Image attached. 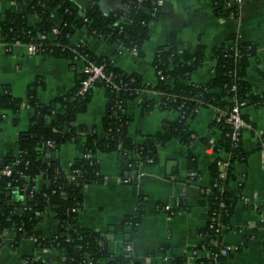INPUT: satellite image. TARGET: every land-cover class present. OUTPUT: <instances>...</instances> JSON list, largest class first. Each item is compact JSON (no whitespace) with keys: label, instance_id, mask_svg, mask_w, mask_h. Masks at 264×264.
<instances>
[{"label":"trees","instance_id":"trees-1","mask_svg":"<svg viewBox=\"0 0 264 264\" xmlns=\"http://www.w3.org/2000/svg\"><path fill=\"white\" fill-rule=\"evenodd\" d=\"M27 1L26 12H0V42L7 49L14 44H22L26 49L28 45H33L34 54L68 59L74 71L75 86L67 93L43 102L39 89L45 87V79L37 76L28 86L24 99L13 96L8 89L0 94V118L11 112L12 121L17 123L16 114L23 105L33 109L27 129L17 137L18 151L5 154L0 164V171L5 167L11 170L10 175L0 173V243H3L7 233L12 232L13 247L20 239L31 238L37 248L58 251L64 264H97L103 257L110 258L108 264H157L133 260L128 254L113 255L107 250L101 233L79 223L78 212L83 204L84 187L105 180L98 154L118 151L129 169L155 165L159 158V146L172 138H178L188 146L195 137L190 122L196 111L201 107H214L222 113L219 120L216 117L213 119V124L220 130L214 150L217 153L224 151L228 158L224 176L219 174L218 158L208 167L212 181L200 193V203L208 208V219L199 229L202 240L194 249L208 250V254L197 258V264H227L231 251L226 254L220 251L224 245L223 235L231 228L235 197L224 187L235 179L233 163L245 161L248 153L241 146L240 133L243 129L240 128L237 139H233L234 128L226 117L236 102H244L243 106H264V89L260 94L251 93V85L245 78L248 60L256 54L255 45L230 34L231 44L211 48L214 66L209 79L195 83L191 74L205 60V45L198 43L193 49H179L175 37L170 35L168 42L159 46L153 54L151 63L157 81L151 86L143 82L140 73L126 71L116 66L108 56L94 53L86 41L73 44L71 39L75 30L84 27L88 36L100 37L109 43L119 42L127 50L134 49L138 56H142V43L148 38L149 23L160 12H153L155 0H120V6L108 14L102 12L98 0L85 8L72 0ZM225 2L213 1L215 14L220 17L236 16L238 7H228ZM29 14L36 17L35 22H29ZM55 15L60 21L58 25L55 24ZM125 15L130 21H121ZM53 30L56 34H52ZM77 60H82L84 64L102 65L103 77L96 78L93 86L83 95L78 94V88L87 73L76 72L74 63ZM232 86L234 89L231 90ZM94 87L103 88L106 98L105 111L100 119L104 136L95 130L88 131L84 124L76 123L77 116L87 110ZM146 89L158 92L160 98L143 97L139 101L143 114L159 108L177 112V117L174 120L163 119L159 131L146 135L143 142L136 144L127 134V125L133 118L127 104ZM239 115L249 123L241 111ZM24 134L26 136H22ZM79 139L83 141V150L65 171L53 158L52 152L62 143L77 142ZM47 141H51L53 146H47ZM47 152H51L48 158ZM185 160L189 178L196 177L195 156L188 151ZM38 179L41 180L39 188L36 186ZM21 191L25 193L21 194ZM19 195L25 200L24 205ZM141 201L142 197H139L140 208L133 214L125 215L122 220V224L129 225L132 230L137 228L143 215ZM46 210L51 211L57 224V232L49 236L36 228ZM23 260L25 264H48L34 255H24ZM187 262L185 256L174 255L170 261L160 264Z\"/></svg>","mask_w":264,"mask_h":264},{"label":"crops","instance_id":"crops-1","mask_svg":"<svg viewBox=\"0 0 264 264\" xmlns=\"http://www.w3.org/2000/svg\"><path fill=\"white\" fill-rule=\"evenodd\" d=\"M72 1L81 8L94 3V0ZM98 1L108 10L120 6V0ZM213 1L164 0L159 14L149 23L148 38L142 43V56L127 49L119 52L115 42L88 36L84 27L75 30L71 42L86 41L94 53L108 56L126 71L140 73L143 82L153 86L157 75L152 57L159 46L168 42L170 35L175 37L179 49H193L198 43L205 45V60L191 74L193 82L201 83L209 79L213 70L211 48L231 44L228 36L236 34L241 41L255 45L256 54L248 60L245 78L251 85L250 92L260 94L264 89V0H242L237 15L228 17L215 14ZM27 6V0H0V12H26ZM28 20L33 23L36 17L29 14ZM54 20L58 25V16L55 15ZM125 20L122 16L121 21ZM74 64L76 72L82 71L81 61ZM37 76L45 79V87L39 89L43 102L65 94L75 86L74 71L68 59L29 53L22 44L7 49L0 42V94L8 89L13 96L24 99L28 86ZM143 97L157 100L160 94L150 89L142 90L127 104L128 112L133 114L127 134L136 144L143 142L146 135L159 131L163 119L177 117V112L172 111L158 113L153 110L147 115L142 114L139 99ZM105 100L103 88L94 87L87 110L77 116L76 123L104 136L100 119L105 111ZM241 112L249 121L241 131V146L248 155L245 161L233 163L235 179L224 187L235 199L231 228L224 233L222 243L231 248L227 264H264V106L247 104ZM32 114L33 109L23 105L16 114L17 123L12 121L13 115L9 112L0 118V164L5 154L18 151L17 137L27 129ZM215 115L214 107L199 108L190 122L195 132L193 140L186 146L178 138H172L159 146L155 165L129 169L118 151L98 154L105 180L84 187L79 223L101 233L107 250L113 255L128 254L133 260L157 264L170 261L174 255H183L187 264H197V258L206 252L194 247L202 240L199 229L208 219V208L200 203L201 189L211 184L210 164L216 158L224 161L228 158L224 151L217 153L214 150L220 137L219 128L213 124ZM82 150L83 141L79 139L62 143L52 156L67 171ZM188 151L196 159L198 174L193 178H189L186 168ZM40 185L38 179L36 186L39 188ZM139 197H142L143 215L137 228L132 230L129 225L122 224V220L140 208ZM36 228L45 236L57 232L51 211L44 212ZM106 235L111 237L105 238ZM128 235L129 239L126 238ZM13 238L14 234L9 232L0 243V264H25L24 255L41 257L48 264H64L58 251L37 248L31 238L20 239L13 247ZM109 260L103 257L97 264H108Z\"/></svg>","mask_w":264,"mask_h":264},{"label":"built area","instance_id":"built-area-1","mask_svg":"<svg viewBox=\"0 0 264 264\" xmlns=\"http://www.w3.org/2000/svg\"><path fill=\"white\" fill-rule=\"evenodd\" d=\"M140 1L141 0H138V2H140ZM163 3H164V0H155L154 1V6H153V12H159L161 10L162 6H163ZM225 3H226V5L228 7H235V6L238 7L242 3V0H226ZM125 19L126 20L123 21V22L130 21L128 15L127 16L125 15ZM52 34H56V31L53 30L52 31ZM115 43L119 46V52L121 50H123V49L126 50V48L122 44H120L119 42H115ZM131 50L135 52L134 49H131ZM27 51L29 53H33V52H35V47L33 45H28L27 46ZM79 61H81L82 62V65H83L82 71H84V72L87 73V76L83 80H81L80 86L78 88V94L79 95H83L85 92H87V90L89 88H91L93 86V82H94V80L96 78L103 77V72H102V65H95V64H93L91 62L90 63H87V64H84L82 60H79ZM157 74L160 75V71H157ZM160 77H161V79L163 78V76H160ZM232 89H234V86H232L231 90ZM140 100L141 99H139V101ZM243 105H244V102H236L235 105H234V107L232 108V111L226 117V121L229 122V123H231L232 126H233V128H234V130L232 131V138L233 139H237V137L239 135V129L240 128L243 129L244 127H246L248 125V123L244 122L240 118V115H239V113L241 111V107ZM221 114L222 113L219 112L216 109V115H215L216 120H219V116ZM3 116H5V115H3ZM46 144H47V146H53V143L51 141H47ZM96 156H97V154H96ZM226 164H227V162L224 161V160L218 161V167H219V174H220V176H224ZM0 173H2L4 175H10L11 174V170L8 167H5L4 169H2L0 171ZM221 206H223V203H221ZM202 250H204L206 252V254H208V250H206V249H202ZM229 251H231V248L229 246H227V245H223V248L221 249L220 252H221V254H226Z\"/></svg>","mask_w":264,"mask_h":264},{"label":"water","instance_id":"water-1","mask_svg":"<svg viewBox=\"0 0 264 264\" xmlns=\"http://www.w3.org/2000/svg\"><path fill=\"white\" fill-rule=\"evenodd\" d=\"M98 4H99L100 9L102 10V12H103L104 14H108V12H109L110 10H108L107 8L101 6L100 1H98ZM52 105H53V104H52ZM22 136H26V134H24V135H22ZM50 156H51V152H47V153H46V157L48 158V157H50ZM24 179H25V180H28V177H25ZM20 193H21V194H24L25 192H24V191H21ZM24 203H25V200H22L21 204L24 205ZM117 229H118V230H121V227H118ZM109 237H111V236H109V235H106V236H105V238H109ZM126 238L129 239L130 236L128 235Z\"/></svg>","mask_w":264,"mask_h":264},{"label":"rangeland","instance_id":"rangeland-1","mask_svg":"<svg viewBox=\"0 0 264 264\" xmlns=\"http://www.w3.org/2000/svg\"><path fill=\"white\" fill-rule=\"evenodd\" d=\"M158 99H159V98H157V100H158ZM153 110H156V112H158V113H159V112H164V113H165V111L169 112V110H160L159 108H154ZM153 110H152V111H153ZM9 113H11V112H9ZM141 113H142V112H141ZM11 114H12V113H11ZM142 114H143V113H142ZM12 115H13V114H12ZM132 115H133V114H132ZM144 115H147V114H144ZM132 120H133V118H132ZM132 120H131V121H132ZM131 121H130V122H131Z\"/></svg>","mask_w":264,"mask_h":264}]
</instances>
